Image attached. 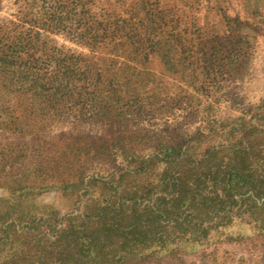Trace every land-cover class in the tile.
I'll list each match as a JSON object with an SVG mask.
<instances>
[{"label":"rangeland","instance_id":"rangeland-1","mask_svg":"<svg viewBox=\"0 0 264 264\" xmlns=\"http://www.w3.org/2000/svg\"><path fill=\"white\" fill-rule=\"evenodd\" d=\"M0 264H264V0H0Z\"/></svg>","mask_w":264,"mask_h":264},{"label":"trees","instance_id":"trees-1","mask_svg":"<svg viewBox=\"0 0 264 264\" xmlns=\"http://www.w3.org/2000/svg\"><path fill=\"white\" fill-rule=\"evenodd\" d=\"M130 34H133V33L130 32ZM134 35H135V36H134ZM141 36H142V35H141ZM141 36H140V35H137V33H134L132 39H136V40L139 39V40H140V39H141ZM114 226H115V227H114ZM114 226H113V225L110 226L111 228H114L113 231H117V230L120 229L118 226H116V225H114ZM52 246H53V245H51V249H52ZM89 246L91 247V245H89Z\"/></svg>","mask_w":264,"mask_h":264}]
</instances>
